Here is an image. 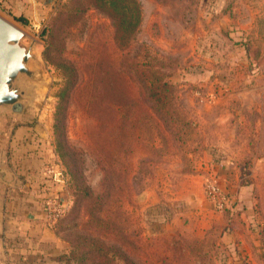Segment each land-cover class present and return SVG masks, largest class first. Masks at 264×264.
Returning <instances> with one entry per match:
<instances>
[{"label": "rangeland", "instance_id": "1", "mask_svg": "<svg viewBox=\"0 0 264 264\" xmlns=\"http://www.w3.org/2000/svg\"><path fill=\"white\" fill-rule=\"evenodd\" d=\"M21 1L30 6L26 14H12L9 1L0 0V15L34 41L44 82L35 83V98L22 113L1 114L0 170L8 180L13 171L38 175H23L20 182L28 181V189L2 187L0 199L5 198L8 210L21 205L25 218L31 204L43 211L47 197L68 199L73 210L65 212L59 229L69 247L46 262L78 264L70 242L85 238L87 244L107 233L100 221H86L90 203L81 199L86 187L93 195L101 192L99 145L110 165L111 194L97 215L115 224L110 237L122 248L140 240L139 264H168L171 258L177 262L170 264H229L223 229L232 218L239 244L264 264V17L256 16L251 29L245 24L248 17L234 9L232 13L234 1L137 0L140 22L119 46L113 25L99 10L74 11L68 0H34V5ZM48 44L49 60L44 52ZM96 59V74L108 71L118 88L99 82L97 123L81 113L77 102L68 103V160L76 172L71 179L55 149L53 115L62 80L55 63L68 60L84 68ZM153 87L165 99L158 117L148 108ZM124 92L129 94L127 104L120 107L117 97ZM107 110L112 111L110 122L104 121ZM134 117L139 120L134 122ZM48 171H61L64 190L56 188L60 181L55 184V174ZM205 177H215L235 204L232 214L206 200ZM18 229L8 238H23V243L26 235ZM171 237L178 241L175 248ZM232 242L229 248L235 250L236 239ZM29 253L21 264H46ZM164 256L168 259L161 261ZM240 261L248 264L243 257ZM115 262L123 264L121 259Z\"/></svg>", "mask_w": 264, "mask_h": 264}, {"label": "trees", "instance_id": "2", "mask_svg": "<svg viewBox=\"0 0 264 264\" xmlns=\"http://www.w3.org/2000/svg\"><path fill=\"white\" fill-rule=\"evenodd\" d=\"M68 1L70 8H74V11L94 8L104 13L113 25L114 39L119 46L125 45L140 22L141 10L137 0ZM48 48L49 44L44 51L45 58L47 60H49V57L46 54ZM97 59L93 62L85 64L84 68H79L77 65L75 66L73 62H69L68 60H62L61 62L55 63L56 68L59 69L62 75L60 87L56 93L57 101L53 115L55 149L59 157L63 160L65 167L67 168L66 172L71 177V179L76 177V172L72 171L70 161L68 160V157L72 154L71 148L67 144V137L65 133L68 103H71L72 101L77 102L81 106V113H83L87 118L91 119L92 123H97V121L101 120L96 106L97 102L99 101L96 97V90H99L100 88L99 82H103L105 86L111 90L112 87L118 88L117 78L111 76L108 71H105V76H99L96 74ZM105 61L110 63L111 58L107 56ZM97 71L101 73L99 66L97 67ZM157 90L158 88L153 87L147 94V98L150 100V102H152L150 105H148V108H150L152 113H155L158 117L159 108L164 107L165 99L159 92H157ZM127 95L129 96L127 92L120 93V96L117 97L116 104H118L120 107L126 106L127 103L125 102V99H127ZM128 101L130 106L135 104V100L131 96L128 97ZM109 103L111 104L112 101H109ZM107 106L108 108H111L110 105ZM111 118L112 111L107 110L104 115V121L110 122ZM137 120H139V117H134V122ZM156 125L158 126V124ZM158 128L160 129L159 126L156 129ZM88 134L90 135V133ZM95 150L99 152L97 161L101 171H103L101 179L103 186L101 192L96 195H93L89 188H84V196L81 199L85 197L90 203L89 206L85 207V211L87 212L88 216L86 221H100L105 226V229H107V233L105 235L100 234L101 236L97 235L96 237H91L90 242L87 244L85 243V238L80 242L71 241V247L75 249L78 264H117L115 262L116 259H121L123 264H139L142 252V244L140 240L138 238L131 240L127 243L125 248H122L110 237L111 233L115 231V224L107 217H105L103 220L97 215V213L101 210L102 205H104L109 199L111 193L108 191L107 187L108 169L110 168V165L108 168V160L106 159L104 149L102 151V147L97 145ZM234 207L235 204H232L229 201V204L224 207L223 212H225V214H232V212L235 210L233 209ZM72 210L73 209H68L66 214H70ZM65 215L63 218L60 217L61 219L59 218V221L57 220L58 223L56 226L57 231L61 232L63 238L64 233L61 231V229H59V224L67 216ZM169 242L172 243L174 248L178 245V241L176 239L173 240V237L170 238ZM156 259L160 260V257H156ZM165 259L167 260L168 257H162L161 261H164ZM172 261L173 263L177 262V260H173L171 258L168 259V264H170ZM151 263L156 264V261H151Z\"/></svg>", "mask_w": 264, "mask_h": 264}, {"label": "crops", "instance_id": "3", "mask_svg": "<svg viewBox=\"0 0 264 264\" xmlns=\"http://www.w3.org/2000/svg\"><path fill=\"white\" fill-rule=\"evenodd\" d=\"M5 1H9V4L6 6H9L8 11L12 14H26L27 10L30 9V6L24 5V2L21 0ZM26 1H31L33 5L35 2L34 0ZM231 1H234V6L233 4L230 6L232 13L234 10H236L234 13L238 16L242 15L248 17V20H245V24L251 29L257 23L254 21L256 16L264 17V0H230L229 2ZM209 151L211 150L209 149ZM13 172L14 175L12 176V180L4 179V177L2 180H0V197L2 187L5 189L9 187H22L23 189H28L30 185L28 181L25 180L23 183L20 182L22 179H24L23 175L31 174L32 177L36 176L37 174L33 173L35 171L26 170ZM54 179L56 180L55 184L59 183L60 181V184H57L56 188H63L64 190L65 183L61 173L56 174ZM205 179L206 177L203 180V192ZM204 196L206 200L212 205V202L209 200V198H207L205 193ZM66 200L68 201L67 198ZM5 203V198L4 200L0 199V264H21L20 262H24V260L26 261V258L32 256L29 251L34 252L36 258L42 259V263L45 261V263L48 264L46 260H50V258L53 256L67 251L69 247L68 242L63 238L61 232L57 231L56 226L53 227L51 225H47L44 220L43 211L40 210L39 206L31 204L30 208L32 209H30L29 213H26L25 218L24 216H21V205L17 206L18 209H11V207H9L8 210V208L5 206ZM232 220L233 218L227 220L228 222L225 223V227L223 229L225 230L223 233L224 240L226 242L225 245L227 246L225 253L230 256L231 260V263L229 264H240L241 257L245 258L248 264H263L261 261H258L256 255L251 253V251L245 245H242V243L239 244V230H234V227H232ZM13 229H23L24 233L22 231L21 233L26 235V241L20 243L23 238H8L9 233L13 231ZM233 239H236L237 242L235 250H231V248H229L230 242H232Z\"/></svg>", "mask_w": 264, "mask_h": 264}, {"label": "water", "instance_id": "4", "mask_svg": "<svg viewBox=\"0 0 264 264\" xmlns=\"http://www.w3.org/2000/svg\"><path fill=\"white\" fill-rule=\"evenodd\" d=\"M27 39V33L0 15V116L22 113L35 98V83L44 82L36 66L34 41ZM34 129L40 132L39 124ZM3 175L0 170V178Z\"/></svg>", "mask_w": 264, "mask_h": 264}, {"label": "built area", "instance_id": "5", "mask_svg": "<svg viewBox=\"0 0 264 264\" xmlns=\"http://www.w3.org/2000/svg\"><path fill=\"white\" fill-rule=\"evenodd\" d=\"M58 174V171H48ZM204 192L212 205L218 211H223L224 207L229 204L228 196L220 189L215 177H207L204 183ZM69 208V202L57 195L47 197L43 201L42 209L44 220L47 225H53L62 217Z\"/></svg>", "mask_w": 264, "mask_h": 264}]
</instances>
